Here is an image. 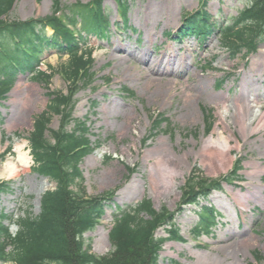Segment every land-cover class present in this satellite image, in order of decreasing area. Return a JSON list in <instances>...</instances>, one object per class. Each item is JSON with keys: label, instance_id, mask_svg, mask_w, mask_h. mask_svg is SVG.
<instances>
[{"label": "rangeland", "instance_id": "rangeland-1", "mask_svg": "<svg viewBox=\"0 0 264 264\" xmlns=\"http://www.w3.org/2000/svg\"><path fill=\"white\" fill-rule=\"evenodd\" d=\"M55 1L78 11L94 0H17L8 20L52 16ZM98 1L111 29L106 39L86 37L87 49L83 51L91 52L95 60V77L76 96L74 118L89 120L92 143L102 144L81 165L82 188L89 198L112 191L115 200L106 207L101 223L85 234L86 245L97 257L108 256L113 251L110 232L117 209L149 200L157 212L168 211L154 233L155 239L165 240L159 264H264V118L257 119L250 128L252 134L245 137L239 123L230 118L222 123L233 146L230 166H211V158L201 151L213 135L218 137L224 105L255 102L256 111L264 117V41L250 56L245 52L234 56L219 30L201 39H173L186 18L201 8L223 28L250 6L251 0H205L206 6L204 0H132L125 28L115 0ZM82 23L78 20L77 28L85 35ZM70 28L76 35L74 27ZM47 32L49 37L54 33L52 29ZM142 51L151 60L142 59ZM68 60L69 56L54 49L46 51L40 70L49 73L48 65L60 68ZM168 61L175 65L173 76L153 74L159 67L166 71ZM202 85L206 86L198 88ZM50 88L67 93L69 84L57 73ZM191 95L197 97L194 119L187 117L185 108ZM48 104L47 90L33 74L20 76L0 104V155L4 157L0 166L16 159L17 144L25 145L31 159L30 167L18 177L0 179L12 183L9 192L1 196L0 209L16 218L28 213L38 217L42 197L56 189L55 182L34 171L29 143L35 121ZM160 116L166 122L153 132V120ZM60 124V118L54 117L49 128L58 130ZM237 159L243 161L239 181L223 182L220 190L197 204L182 200L189 178L220 180L230 174ZM159 160L177 171L172 191L153 184L161 179ZM203 207L214 208L220 217L210 234L199 235L195 229ZM174 224L185 241L169 237L167 232ZM18 230L11 227L14 235Z\"/></svg>", "mask_w": 264, "mask_h": 264}, {"label": "trees", "instance_id": "trees-1", "mask_svg": "<svg viewBox=\"0 0 264 264\" xmlns=\"http://www.w3.org/2000/svg\"><path fill=\"white\" fill-rule=\"evenodd\" d=\"M16 1L0 0V104L22 75L33 74L47 90V110L35 121L29 143L34 171L55 182L56 189L42 197L38 217L28 213L23 218H16L0 209V264H159L164 239H155L154 233L168 211L157 212L149 200L136 207L117 209L110 232L113 251L108 256L92 254L84 240L85 234L99 224L106 207L113 203L114 195L111 191L101 197L87 198L82 188L81 165L86 157L101 149L102 144L92 143L89 120L74 118L76 96L95 77L92 72L95 60L91 52L83 51L87 47L86 37L106 39L111 29L101 1L94 0L92 5L85 7L87 10L78 11L65 9L55 1L52 16L9 21ZM131 1L116 0L125 27ZM59 13L61 16L57 18ZM78 20L84 23L85 35L80 30L75 35L68 28H77ZM48 29L54 32L50 37ZM217 30L221 31L234 56L244 51L247 55L255 53L264 41V0H251V5L223 28L201 10L186 19L181 35L205 38ZM53 49L61 56H69L68 62L60 68L48 65L49 73L41 71L44 53ZM57 73L68 82L67 93L51 90L50 80ZM54 117L61 120L58 130L49 128ZM165 122L162 116L153 120V132L160 131ZM242 169V160H238L232 173L220 180L192 176L183 189L182 200L189 205L206 200L211 192L221 189L223 182L240 179L238 173ZM11 184L0 182V199L9 192ZM200 217L195 232L210 234L217 225L219 214L214 208L203 207ZM12 225L19 228L16 235L11 232ZM168 233L170 238L183 241L175 224Z\"/></svg>", "mask_w": 264, "mask_h": 264}, {"label": "bare ground", "instance_id": "bare-ground-1", "mask_svg": "<svg viewBox=\"0 0 264 264\" xmlns=\"http://www.w3.org/2000/svg\"><path fill=\"white\" fill-rule=\"evenodd\" d=\"M210 51L212 50V46L207 47ZM141 58L145 61L151 60L150 55L146 52H141ZM174 55H171L170 58ZM151 66L154 63L150 64ZM156 65V64H155ZM161 68H157L153 71V74L161 75L165 77V75L173 76L175 72V65L173 62L168 61V66L166 67V71L160 70ZM162 72L163 74H161ZM253 85V84H251ZM206 85L199 86L204 87ZM264 96V95H263ZM197 99L196 95H191L187 98L185 103V108L188 110L187 117L189 119H194L197 115L194 109V102ZM255 103V102H254ZM254 103H248L246 101H239L233 106H223V110L221 114V123L218 124L217 129L220 131L218 137L213 135L208 141H206L201 149V151L207 155V157L211 158L209 161L211 166L220 168H226L232 163V141L231 138L226 136V131L224 128H221L222 123L228 122V119L234 120L236 123L240 124V128L242 133L245 136H250L252 134L251 126L253 123L261 118L263 121V115L261 112L256 111V107ZM259 103V102H258ZM253 104V105H252ZM261 110L263 107L260 108ZM241 143L238 141V144ZM17 157L16 159H10L4 162L2 166H0V179H11L18 177L23 171L30 167V157L29 154L26 153L25 145L17 144ZM157 165L160 168L159 177L161 178L159 181L154 180L155 188H163L165 191H172L171 186L176 180V170L172 168L171 165L167 164L164 160H159ZM185 175L183 174V177Z\"/></svg>", "mask_w": 264, "mask_h": 264}]
</instances>
